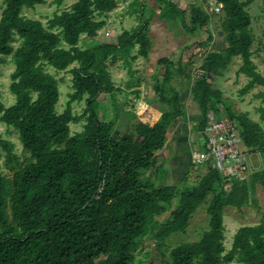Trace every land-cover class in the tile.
I'll list each match as a JSON object with an SVG mask.
<instances>
[{"label": "trees", "instance_id": "1", "mask_svg": "<svg viewBox=\"0 0 264 264\" xmlns=\"http://www.w3.org/2000/svg\"><path fill=\"white\" fill-rule=\"evenodd\" d=\"M253 1L216 0L222 8L211 15L196 6L184 11L169 0H156L162 18L169 22L179 18L189 35L205 36L189 49L209 46L210 23L218 21L227 47L206 54L200 66L203 75L193 77L191 69L186 73L201 113L197 129H205L211 114H225L236 123L245 151L259 153L263 160L262 168L252 171L247 180H233L230 186L210 161L196 184L181 188L156 183L153 167L170 126L185 116L181 93L172 87L174 72L184 69L183 64L163 62L165 76L154 86L158 102L168 105L160 119L153 125L129 120L125 131L119 129L116 94L122 89L112 79L110 64L120 61L128 71L127 88L140 84L133 66L137 56L149 53L146 5L140 0L131 4L139 19L137 27L124 31L116 42L92 45L90 41L107 25L108 14L117 8V0H77L46 24L23 14L45 0H2L0 66L9 61L15 66L10 85L15 103L6 107L0 99V123L18 132L29 159L25 164L17 162L14 145L0 139L7 165L16 162L18 167L10 178L0 165V264H132L147 237L161 235L162 241L172 233L185 232L204 205L210 220L203 236L174 247L170 260L149 264H264V210L258 223L237 230L229 249L224 223L228 208L261 210L256 195L258 188L264 191V108H260L261 121H256L208 81L222 76L240 56L237 74L248 77L241 92L264 87V76L251 59L255 36L247 8ZM56 3L61 5L63 0ZM48 69L72 75L73 92L62 113L57 112L62 79ZM103 94L106 101L113 98L111 111L116 112L118 123L105 119L107 108L99 111ZM256 97L264 99V90ZM84 100V113L74 115L72 104ZM122 114L138 116L137 111L124 109ZM84 117L83 130L72 133L71 124ZM166 212L170 214L165 222L156 219Z\"/></svg>", "mask_w": 264, "mask_h": 264}, {"label": "rangeland", "instance_id": "2", "mask_svg": "<svg viewBox=\"0 0 264 264\" xmlns=\"http://www.w3.org/2000/svg\"><path fill=\"white\" fill-rule=\"evenodd\" d=\"M76 1L77 0H63V3L60 5L56 3V0H45L43 4L36 5L35 8L33 9H25L23 11V14L28 18L37 19V20L42 21L44 24H46L47 21L50 18H52L56 12H60L65 8H69ZM259 1L260 2L258 3H261L262 0H259ZM258 5L259 4L253 5L254 14H256V16L260 19L261 17L259 15L260 9ZM217 6L215 5L216 9H219ZM251 7L252 5L249 7V9H251ZM2 9H3V2L2 0H0V17H1ZM200 9L202 10L204 8H200ZM146 13L148 14V11ZM210 14L213 15L214 13L210 12ZM109 15H111V18H108ZM121 15L122 13L118 11V6H117V8L113 10L112 12H110L107 16V22L109 21V24H107L104 28H102L99 31V36L96 39L90 41V43L92 45H96V44H101V43H108L109 41H115L117 40L118 36L122 34L121 30H123L126 26L127 28H131L132 26L134 27V23L129 22L128 24L124 25L123 29H121L120 22H117V20H119ZM184 19L189 20L190 15H188L187 17H184ZM184 24H186V22ZM171 25L173 27H178V31L182 28V22L179 20V18H177V21L173 22ZM220 28H221L220 26L216 27V31L221 30ZM125 31H129V30H125ZM254 32L256 33L255 35H257L256 36L257 39L260 40L263 37L262 28L260 29L257 27ZM178 37H179L178 41H200L205 36L202 37V36L197 35V36L192 37L191 35L187 33L185 29L180 32ZM15 45H18V43H16ZM194 49H199V48L196 47ZM200 52L198 54H200ZM193 54H194L193 56L194 59L192 60H194L195 62V65L191 64L192 65L191 68L193 70L195 69L194 70L195 73L193 74H195V77L201 76L203 75V73L199 71V68L196 65V63L199 62V58H197L198 54H195V52ZM120 66L122 67L120 61H118L116 64H110L111 76L117 87L123 86L124 82L125 83L127 82V79L125 78V75L122 72L123 70ZM241 66H242V60H239L238 62H234L232 63V69H231L230 74L226 72V75L224 77H217V78L211 76L208 78V81L214 88L220 89L223 93V97L231 101L233 104H235L236 109L243 111V112H248L252 119L256 121H261L260 118H261L262 111H260V108L263 107L262 104L264 103V101L262 100V98H257L256 95L258 94V92H260L263 89V87L261 85H257L256 87H254L247 93H242L241 91L247 84L248 80L246 79L244 75L234 76L236 75V71H238ZM14 69H15V66L11 61L0 66V99L3 101L6 107H9L15 103V97L12 95L10 91L11 74L14 71ZM48 70L51 71L54 75H56V77H58L59 79H62V82L60 83L61 96H60V101L57 105V112L62 113L67 108L69 94L73 92L72 75L67 72H56L53 69H48ZM128 80L130 81V76L128 77ZM185 81L186 79L184 80V82ZM176 86H177L176 89H178L177 91H179L180 93H183L186 91V87L190 85H187V83H184L181 86H179V84H177ZM167 95L169 96L171 95V93L167 92ZM116 97L118 98V104H117L116 111H118L119 116H121L119 129H121L122 131H125L127 127L126 123H128L129 120L131 122H136L137 120H143V121L155 120L157 122L158 118L156 119V117H159L160 119L161 115L155 114L156 112H153V115H154L153 117L155 119H152L153 117L151 116L152 117L151 118L148 113L150 111H148L146 108L142 109L140 112L139 109L143 108V105L145 103L143 104V102L141 103V101L139 102L137 101L136 104L134 102L128 104V100L126 99L125 101V97H127L126 94H116ZM131 97L132 96H130V98ZM112 99L109 98L108 100L110 101H106V95L103 94L99 98V102H100L99 111H101V113H104L107 108V112L105 113V119L107 118L108 120L109 119L116 120L118 123L119 121L115 119L117 118L116 112L113 109L111 111V106L112 104H114ZM186 100L189 103V104L186 103V110H187L188 117H184V119L182 120V123H185V122L186 123L182 126L183 129L181 132L184 135V132L186 131V129H188L191 134L189 135V148L191 149L190 152H192L191 156L193 157L195 150H198L199 148L195 142L196 137L194 139V136H196V130H198L197 125L200 122L201 113H200V108L198 104L195 103L194 101L193 102L191 101V95H188V99ZM86 106L87 104L85 100L82 102L73 103L72 111L74 115H78V116L82 115L84 113ZM163 106L168 108V105L166 104L162 105V107ZM94 107L97 108L98 104L95 103ZM121 108L128 112L137 111L138 116L136 117V119H133V117L131 116L122 114ZM222 115H225V114H222ZM178 119H180V117ZM85 123H86V117L82 118V120L79 123H72L71 124L72 133L81 132L83 130V125ZM262 125L264 127V120L262 121ZM0 139L8 141L14 145L13 152H14L17 162H19L20 164H25L28 161L29 154L23 149V146L19 140L18 132L14 128L7 127L6 125L0 123ZM177 147L179 149V150L177 149L178 158L177 156L174 157L176 155V152L174 151L173 153H171L170 159L169 158L167 159L168 165L169 164L171 165L170 169L172 170L170 171L174 173V174H168L167 179H169L173 175L172 180L165 182L166 180L160 181L157 178H154V181L156 183H160V184L164 183L166 185L177 184L179 185V187L185 188L188 185L196 184L198 181V175L205 174L207 172L206 170L207 167L201 166L199 168H196L194 166L189 167L187 166V164H184L182 167L183 168L182 172H185V171L188 172L187 175L180 173L179 170H176L174 172L175 167L177 168L176 165H178V168L182 166L181 165L182 163H179L181 158L183 159L184 162H186V156H187L188 149H189L188 148L186 150L184 146L182 149H180L179 143H177L176 148ZM0 153L2 155L0 157L1 170L8 177L11 178L13 176L14 171L18 168L16 165V162L8 166L6 163V159H5L6 151L3 149L2 146H0ZM246 154H247V159L249 162V168L252 171L262 168L263 160L259 153L246 152ZM175 160L178 163L175 164L174 163ZM184 177H186V179H184ZM256 197L259 200L261 210L253 208L252 206L245 207L241 210L232 209V208L226 209L225 222H224L225 227H226L225 245L228 249L231 247L233 237L235 233L237 232L238 228L242 226H247V225H255L256 223L259 222L260 217H261V211L264 210V191L261 188H258ZM169 214H170L169 212H166L164 214L157 215L156 219L160 222H165L167 218L169 217ZM209 220H210V216L207 214L206 205L201 206L196 211V213L193 215L190 221V225L185 232L172 233L168 235V237L162 241L160 240L161 235H158L157 237L152 236V235L147 237L144 240V242L140 244L138 248L136 249L135 251L136 259L132 264H149L152 261L156 262V261H159L160 259L170 260V252L174 247H176L182 242L197 241L203 236L204 232L209 229Z\"/></svg>", "mask_w": 264, "mask_h": 264}, {"label": "crops", "instance_id": "3", "mask_svg": "<svg viewBox=\"0 0 264 264\" xmlns=\"http://www.w3.org/2000/svg\"><path fill=\"white\" fill-rule=\"evenodd\" d=\"M118 2V11L120 13H122V15L120 16L119 20H117V22H120V27L121 29H123L125 24L130 23H134V27L132 26L131 28H127V26L121 30V33H123L125 30H129L131 31L132 29H134L135 27H137V25L139 24V19L138 17L134 14V10L131 7V4L133 2V0H117ZM140 2H143L146 5V12L148 11L147 14V19L149 21V26H148V34L150 37V48H149V53L147 56L143 57V56H137V59L134 62V70H135V76L136 78H140V84L139 83H134V85L130 88H127V83H128V71L124 68H122V72L125 75V78L127 79V82L123 84V86H119L120 89H122V92L118 93V94H126L127 97H125V101L126 99L128 100V104L134 102L135 104L137 103V101H141V103L143 102V108L139 109L140 112L142 109L146 108L149 113V116L153 117V112H156L155 114H160L162 113V105L158 102V99L155 95V91H154V86L157 80H162L165 76V71L166 68L163 64L164 61H173L174 63H181L184 65V69L183 68H178L175 72H174V81L172 82V87L175 88V90L177 91V84H179V86H181L184 83L188 84V81L186 80L184 82L185 79H187V74L186 73H190L189 69L192 70V76L195 77V73L194 70L191 68L192 65H195L194 60V52L195 54H198L200 51V54H198L199 58V62L196 63V65L199 68V71L203 73V70L200 68L202 60L204 59V57L206 56V54L210 51H216V52H221L222 50H224L227 47V42L224 40L225 38V34L222 30H217L216 31V27H219L220 24L217 23V20H213L211 23V29H212V34H213V41H211V43L209 44V46H207L206 48H199V49H194V48H190V45L194 42V41H178V36L180 34L181 31L185 30V28H182L178 31V27H173L171 24L173 22H169L167 19L162 18L161 14L162 11L159 8L156 0H140ZM259 0H254L249 7L252 5L251 9H249V7L247 8L249 13L252 16V24H251V28L253 30L254 36H255V41L252 45V51H253V55L251 57L252 61L254 62V64L257 67V70L264 76V0L261 1V3ZM173 3L178 7V9L180 10H184V11H188L190 7L192 6H196L199 8H204L202 9L204 12L210 14L211 13H218L220 12L222 5L221 4H217L216 0H173ZM259 4V9H260V19L256 16V14H254V6ZM215 5L219 8L218 10L216 9ZM214 6V7H213ZM108 18H111V15L108 16ZM107 24H109V21L107 22ZM256 26V27H255ZM262 28V38L259 40L256 38L257 35H255L256 33L254 32L256 28ZM107 28V27H106ZM177 29V30H176ZM214 29V30H213ZM221 29V28H220ZM172 32V33H171ZM108 42V41H107ZM111 42H116V41H109L108 43ZM196 48V47H195ZM193 52V53H192ZM239 60H241L240 56L234 57L232 63L234 62H238ZM194 62V63H192ZM232 63L230 64V66L228 67V69L223 73L222 76H218V77H224L226 75V72H228L229 74L231 73V69H232ZM238 71H236V75L234 76H240V75H244L245 74H237ZM246 79L248 80V77L245 76ZM184 78V79H182ZM217 78V77H216ZM248 82V81H247ZM188 87V88H187ZM186 87V91L181 93V102H182V106L185 110V116H181L180 119H176L172 125L170 126L169 130H168V134H167V141L165 146L156 153L157 155V161L156 164L153 167V171L156 172V174L154 175V178H157L158 180L161 181V178L163 177V180H166L165 182H168L169 180H172V177H170L169 179H167L168 174H174L172 173L170 170L171 165L167 163V159L171 157V153H173L174 151L176 152V155L174 157H176L178 155V147L176 148L177 143H179L180 145V149L184 148L187 150L189 148V135L190 132L188 129H186V131L184 132V135L182 134V126L186 123H182V120L184 119V117H188L187 114V110H186V103H188V101L186 99H188V95H191V101L193 102L192 99V94L190 92V86ZM256 87V86H255ZM263 87V86H262ZM264 90V87L261 91ZM135 92H139V94L135 95ZM179 92V91H178ZM129 96V97H128ZM130 96H132L130 98ZM130 98V99H128ZM264 101V99H262ZM152 103V104H150ZM263 107H261L262 109L264 108V103L262 104ZM161 112V113H159ZM151 117V118H152ZM161 117V116H160ZM159 117H156V119ZM152 119H155L154 117ZM157 120V121H158ZM201 120V119H200ZM149 122H151V124H155L156 121L155 120H150ZM181 123V124H180ZM181 125V126H180ZM199 132L198 130H196V136H194L195 142L198 145L199 148H203V144L202 141L199 138ZM182 135V136H181ZM187 147V148H186ZM178 149V150H177ZM190 148L188 149V153L186 156V162L183 161V159L181 158L179 163H182L179 168L178 165L177 168L175 167L174 172L176 170H179L180 173H183L184 175H187L188 172H182L183 170V165L187 164V166L189 167H193V157L191 156L190 152ZM178 158V156H177ZM175 164L178 163L174 162ZM207 167V166H206ZM207 170V168H206ZM161 174V175H160ZM161 176V177H158ZM184 179H186V177H184ZM164 184V183H162ZM166 185V184H164ZM239 229V228H238Z\"/></svg>", "mask_w": 264, "mask_h": 264}, {"label": "built area", "instance_id": "4", "mask_svg": "<svg viewBox=\"0 0 264 264\" xmlns=\"http://www.w3.org/2000/svg\"><path fill=\"white\" fill-rule=\"evenodd\" d=\"M209 118L205 129L199 132L205 150H195L194 166L199 168L212 161L228 186L233 180H247L252 170L236 123L222 114L219 117L213 114Z\"/></svg>", "mask_w": 264, "mask_h": 264}]
</instances>
